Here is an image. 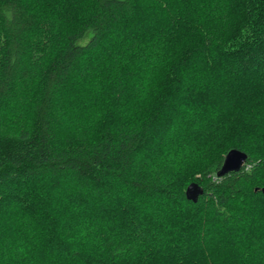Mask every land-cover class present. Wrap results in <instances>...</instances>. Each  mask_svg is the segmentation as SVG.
<instances>
[{
    "label": "trees",
    "instance_id": "1",
    "mask_svg": "<svg viewBox=\"0 0 264 264\" xmlns=\"http://www.w3.org/2000/svg\"><path fill=\"white\" fill-rule=\"evenodd\" d=\"M0 264H264V0H0Z\"/></svg>",
    "mask_w": 264,
    "mask_h": 264
},
{
    "label": "water",
    "instance_id": "2",
    "mask_svg": "<svg viewBox=\"0 0 264 264\" xmlns=\"http://www.w3.org/2000/svg\"><path fill=\"white\" fill-rule=\"evenodd\" d=\"M247 160V155L239 150H231L226 156L224 165L219 176H224L233 171H239L244 166ZM203 194L202 189L198 184L193 183L188 186L186 190V197L188 200L197 202L200 195Z\"/></svg>",
    "mask_w": 264,
    "mask_h": 264
},
{
    "label": "clouds",
    "instance_id": "3",
    "mask_svg": "<svg viewBox=\"0 0 264 264\" xmlns=\"http://www.w3.org/2000/svg\"><path fill=\"white\" fill-rule=\"evenodd\" d=\"M245 170H246V171H248V169H247V168H246Z\"/></svg>",
    "mask_w": 264,
    "mask_h": 264
}]
</instances>
